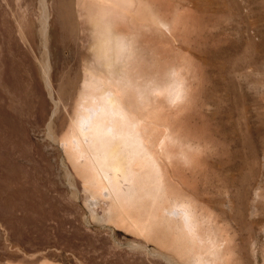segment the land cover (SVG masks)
<instances>
[{
  "label": "rangeland",
  "instance_id": "374dc122",
  "mask_svg": "<svg viewBox=\"0 0 264 264\" xmlns=\"http://www.w3.org/2000/svg\"><path fill=\"white\" fill-rule=\"evenodd\" d=\"M239 1L192 0L193 29L180 45L192 54L197 101L181 123L207 144L193 193L230 235V264H264V0ZM23 11L20 0H0V63L13 43L27 62L21 89L6 85L5 93L0 82V264H170L152 242L109 222L105 201L85 191L49 135L50 124L62 136L70 116L63 102L53 115L61 78L52 98L37 14ZM21 14L30 43L19 32ZM52 47L57 70L67 52Z\"/></svg>",
  "mask_w": 264,
  "mask_h": 264
},
{
  "label": "bare ground",
  "instance_id": "6f19581e",
  "mask_svg": "<svg viewBox=\"0 0 264 264\" xmlns=\"http://www.w3.org/2000/svg\"><path fill=\"white\" fill-rule=\"evenodd\" d=\"M35 1L20 0V8L37 14L39 66L52 98L61 78L53 115L63 102L70 116L62 136L50 124L49 135L85 191L105 201L111 224L152 242L166 262L230 264V235L193 193L207 144L181 123L196 89L192 54L180 45L193 29L192 0ZM23 16L19 32L30 43ZM16 45L1 56L5 93L26 79ZM52 46L67 52L57 70Z\"/></svg>",
  "mask_w": 264,
  "mask_h": 264
}]
</instances>
